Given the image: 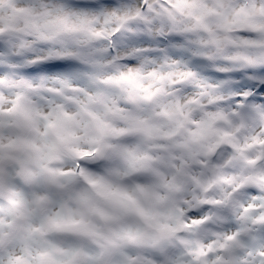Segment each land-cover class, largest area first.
Returning <instances> with one entry per match:
<instances>
[{
  "label": "snow or ice",
  "instance_id": "1",
  "mask_svg": "<svg viewBox=\"0 0 264 264\" xmlns=\"http://www.w3.org/2000/svg\"><path fill=\"white\" fill-rule=\"evenodd\" d=\"M0 264H264V0H0Z\"/></svg>",
  "mask_w": 264,
  "mask_h": 264
}]
</instances>
